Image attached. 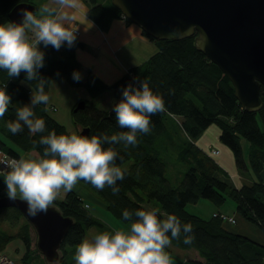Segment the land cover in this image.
Wrapping results in <instances>:
<instances>
[{
    "label": "trees",
    "instance_id": "trees-1",
    "mask_svg": "<svg viewBox=\"0 0 264 264\" xmlns=\"http://www.w3.org/2000/svg\"><path fill=\"white\" fill-rule=\"evenodd\" d=\"M88 1V18L102 31H107L114 18L122 17L111 0L106 4L98 0ZM29 2L32 1L0 0V21L8 20L7 14L17 4ZM142 34L155 44L156 52L109 84L90 70L86 71L84 78L73 79V69L82 72L76 52L84 49L83 42L76 40L72 47L62 46L59 50L52 46L44 49L45 64L39 71L47 80V93L52 81L65 78L69 86L83 87L92 99L112 90L116 98L113 106L122 98L123 86L146 80L153 91L164 97L166 108L152 115L149 133L140 134L139 142L127 148L122 144L115 145L122 157L117 159V165L131 161L124 179L117 181L119 191L113 193L107 185L97 189L89 182H79L91 189L98 196L99 204L123 223L130 224V221L122 218V209L144 207L145 203L152 201L162 212L174 213L182 221L191 222L195 233L192 243L185 244L182 238L173 239L166 249L169 254L175 250L196 251L200 260H190L187 264H264V87L260 89L261 108L257 112L246 111L236 99L226 74L195 48L197 34L181 40H153ZM134 77L138 79L134 80ZM38 83V80H25L23 71L19 76L9 78L6 70L0 69V86L6 84L13 102L4 119L0 120V150L10 157L20 158L22 153L33 151L37 155L42 154L44 146L32 141L46 135L48 130H55L57 134L68 133L49 115L43 102L35 105L34 111L45 119L44 133L29 134L27 127L15 135L8 131L4 121L15 118V108L30 101ZM84 101L86 105L83 109L73 112L76 105L72 109L77 129L88 128L89 136L122 130L116 123L112 106L109 110H102ZM209 128L217 131L219 145L231 154L235 174L240 180L237 187L221 165L197 145ZM209 150L217 151L216 159L219 158V149L211 147ZM171 160L185 168L176 184L167 177V165ZM242 172L245 174L243 181ZM3 187L0 179V197L6 195ZM200 199L208 200L217 207L227 200L232 201L234 217L222 216L232 218L233 223L220 217L221 213L203 218L186 211L188 204H195ZM51 205L64 217L73 220L61 243L56 264H75V249L85 238L86 230L92 227L111 230L84 208L82 197L74 189ZM0 219L17 227L15 234L0 231V252L9 243L20 240L23 249L21 260L28 264L25 260H31L30 224L15 208L0 209ZM239 222L250 225L263 239L235 231ZM14 250L18 252L21 249L15 247Z\"/></svg>",
    "mask_w": 264,
    "mask_h": 264
},
{
    "label": "clouds",
    "instance_id": "clouds-1",
    "mask_svg": "<svg viewBox=\"0 0 264 264\" xmlns=\"http://www.w3.org/2000/svg\"><path fill=\"white\" fill-rule=\"evenodd\" d=\"M40 13L22 9L19 22L0 21V69L6 70L9 78L23 71L25 80L39 81L30 101L15 108L14 119L4 121L14 135L25 127L29 134L46 130L45 119L34 111L35 105L49 101L47 80L39 71L45 64L44 49L49 45L57 50L62 46L70 48L77 39L79 25L92 26L85 0H45ZM72 77L79 80L82 74L73 69ZM121 97L112 106L120 131L89 136L48 130L32 141L44 146L42 154L0 157V179L8 198L21 199L27 213L36 216L48 211L61 189L68 192L81 180L97 189L107 185L117 193V181L124 179L125 170L116 163L122 157L115 145L127 148L137 144L140 134L151 131L152 115L166 108L163 95L153 91L146 80L127 83ZM12 103L6 84L0 86V120ZM121 216L130 221V226L98 231L90 239H82L75 249V264H172L166 250L172 240L182 238L185 244H191L195 239L191 222L158 207H126Z\"/></svg>",
    "mask_w": 264,
    "mask_h": 264
},
{
    "label": "water",
    "instance_id": "water-1",
    "mask_svg": "<svg viewBox=\"0 0 264 264\" xmlns=\"http://www.w3.org/2000/svg\"><path fill=\"white\" fill-rule=\"evenodd\" d=\"M122 16L153 40L185 39L197 34L195 48L230 80L242 109L257 112L264 87V0H111ZM37 12L32 3H20L7 14L21 20V10ZM80 101L73 112L85 107ZM80 134H88L83 128ZM15 208L36 234V249L49 264L60 257V247L73 220L50 205L30 216L21 199L0 197V209Z\"/></svg>",
    "mask_w": 264,
    "mask_h": 264
},
{
    "label": "rangeland",
    "instance_id": "rangeland-1",
    "mask_svg": "<svg viewBox=\"0 0 264 264\" xmlns=\"http://www.w3.org/2000/svg\"><path fill=\"white\" fill-rule=\"evenodd\" d=\"M32 1V0H31ZM108 1V0H107ZM34 5H36L33 1L30 2ZM109 5V2L107 4ZM36 14V13H35ZM121 18H124L123 16ZM79 31V30H78ZM80 33V32H79ZM78 37V36H77ZM152 42V41H151ZM144 51V55L147 58L148 52L145 49V47L141 50ZM144 59L143 61H145ZM122 64L124 60H121ZM116 62V61H115ZM124 65V64H123ZM48 95H49V101L46 104L47 111L49 115H51L54 119H56L61 125L65 127L68 133L73 131H81V129H77L76 126L73 123L72 119V109L74 105H76L80 101L87 100L89 103H93L95 107L102 109V110H109L112 106V104L115 102L116 98L114 96V93L112 90H108L104 92L103 94L99 95L98 97L92 99L87 91L83 87H71L68 85L65 78H60L57 80H54L50 83L49 89H48ZM53 107L55 110H50V108ZM216 128L215 126H213ZM215 130V129H214ZM198 147H200L202 150H204L207 153L210 152L209 148L217 145V139H216V132H213V129L210 131H207L204 136L198 140L197 142ZM21 157H28L27 154L22 153ZM213 158V157H211ZM218 164H220L219 158H213ZM131 164V161H127L120 165V167L123 170H127ZM225 169V168H223ZM185 171V168L180 166L176 161L171 160L169 164L167 165V177L170 179V181L174 184L178 183L180 179L182 178L183 172ZM230 173H234L233 171H230ZM232 175V174H230ZM241 179L243 181V177L245 174L242 172L240 173ZM235 184H239V177H237L235 174H233V180ZM80 188H79V187ZM3 191L6 194V188L3 187ZM77 193L80 194V196L83 199V206L88 212L101 222H103L106 226L109 228L115 229V228H124L127 229L130 224L129 223H123L119 220H117L110 212L106 211L98 201V196L94 194V192L80 183L79 181L77 184L73 187ZM88 192L91 195L90 197L85 196L83 193ZM7 195V194H6ZM144 207H158L157 203L152 201L150 203H145ZM159 208V207H158ZM186 211L192 214L199 215L203 218H209L212 216L213 212H221L224 214L231 213V211L234 209V204L232 201L227 200L225 203L217 207L214 204H212L208 200L200 199L195 204H188L185 207ZM0 231H4L8 234H15L17 232V227L11 226L8 222L0 219ZM98 231H105L104 228H98V227H92L88 230H86L85 238H91L96 232ZM30 236H31V255L29 258H27L25 261L28 264H48L46 263L43 256L36 250V234L33 228H30ZM15 247H19L21 250L16 252L14 250ZM22 245L20 240H14L13 242L9 243L2 252L4 256H6L7 259L13 260L15 264H24V261L21 260L22 256ZM190 251L185 250H175L174 253L171 255L175 260H172V264H183V260L187 257H191ZM177 259V260H176Z\"/></svg>",
    "mask_w": 264,
    "mask_h": 264
},
{
    "label": "crops",
    "instance_id": "crops-1",
    "mask_svg": "<svg viewBox=\"0 0 264 264\" xmlns=\"http://www.w3.org/2000/svg\"><path fill=\"white\" fill-rule=\"evenodd\" d=\"M32 1L37 6L36 15H40L41 5L45 0ZM98 1L103 4H106L107 2V0ZM85 4L87 9H89L90 3L88 0H85ZM78 30L80 34L76 40L83 42L85 46L84 49L76 52V57L83 67L81 72L82 78L85 77L86 71L90 70L105 83H112L126 73L130 67L139 65L144 59H146L144 51H141L144 47L147 50L149 57L157 50L155 44L142 34L140 28L127 22L121 17L114 18L110 22L107 31H102L94 22H92L91 27H88L87 24H81L79 25ZM41 47L43 46L41 45ZM121 60H124V65ZM209 129H213V132H216L217 134V131L214 130V128ZM209 129L207 131H210ZM214 147L220 150L219 160L221 162V168H225L224 171L229 176L230 174H233L230 173V171L234 170L235 173L231 154L224 147L220 146L218 141L217 145ZM25 154H27L28 157L37 156V153L34 151ZM234 185L237 187L238 184L234 183ZM65 193L66 192L61 189L55 200H62ZM83 194L87 197H91L88 192H84ZM215 213L221 212H213V214ZM227 215L234 217V209L231 213H227ZM237 227L238 228L235 231L240 234L248 235L258 240L263 239L262 235L250 225L239 222ZM189 253L191 257L189 256L184 259L182 261L183 264H187L190 260H200L196 251H190ZM171 255L172 254H170L171 259L175 260Z\"/></svg>",
    "mask_w": 264,
    "mask_h": 264
},
{
    "label": "built area",
    "instance_id": "built-area-1",
    "mask_svg": "<svg viewBox=\"0 0 264 264\" xmlns=\"http://www.w3.org/2000/svg\"><path fill=\"white\" fill-rule=\"evenodd\" d=\"M79 35V31L77 30V36ZM6 153H4L3 151L0 150V157H3L5 159L7 158H11L9 155H5ZM209 156H215L218 154L217 151L215 150H211L209 153ZM220 217H222L224 220H227L229 222H232L233 223V219L232 218H227V217H224L222 215H220ZM0 264H13V262H11L10 260H8L5 256L1 255L0 256Z\"/></svg>",
    "mask_w": 264,
    "mask_h": 264
}]
</instances>
